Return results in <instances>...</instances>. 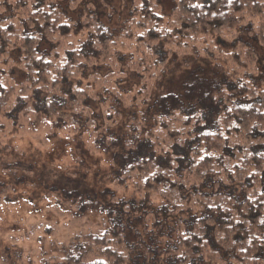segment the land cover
<instances>
[{"label": "trees", "instance_id": "obj_1", "mask_svg": "<svg viewBox=\"0 0 264 264\" xmlns=\"http://www.w3.org/2000/svg\"><path fill=\"white\" fill-rule=\"evenodd\" d=\"M172 1L164 16L157 0H131L128 26L114 37L95 16L73 20L61 10L85 0H0V128L16 111L32 133L43 125L88 133L92 151L110 158V184L132 192L123 200L106 189L103 201L74 193L78 209L99 211L106 229L75 237L46 264H134L143 248L129 243L124 216L142 213L172 222L162 264H264V87L255 83L264 63L240 37L264 51V0ZM123 41L142 80H159L173 53L196 48L218 72L208 79L197 68L180 95L155 101L149 86L124 92V81H112ZM101 62L110 65L104 76L88 71ZM14 68L23 82L11 78ZM124 115L116 137L111 128ZM155 200L157 215L140 210Z\"/></svg>", "mask_w": 264, "mask_h": 264}, {"label": "rangeland", "instance_id": "obj_2", "mask_svg": "<svg viewBox=\"0 0 264 264\" xmlns=\"http://www.w3.org/2000/svg\"><path fill=\"white\" fill-rule=\"evenodd\" d=\"M157 4L164 16L173 8L172 0H157ZM130 6L131 0H85L75 11L63 5L61 10L73 20L86 14L95 16L108 33L116 37L124 34L128 26ZM224 35L229 38L231 33ZM240 35L241 41L250 45L263 64L264 51L245 32H240ZM129 44L127 41L117 43L113 63V66H118L115 70L118 74L112 81H124L118 84L124 92H137L142 86H149L153 88L155 101L168 94L180 95L187 74L197 68L204 72L199 77L204 75L206 78L207 73L210 74L208 79L215 76L214 70L218 72L212 60L196 48L185 54L173 53L159 72H164L162 78L144 81L129 69ZM225 48L222 45V49ZM99 64L100 69L88 71H97L99 76H104L110 65L107 62ZM260 69L263 76L255 83L262 88L264 64ZM156 73L158 71H154V75ZM10 76L15 79V84L25 79L16 68ZM97 91L102 92L103 88ZM88 104L95 115L101 113L96 102ZM118 111L126 114L128 110L121 107ZM126 116H122L119 125L111 128L114 136L123 135L120 125L126 122ZM20 118L16 111L7 114L5 124L0 128V264H46V259L51 256L61 258L62 247L75 237L97 235L106 229L105 219L99 211L78 209L74 193L85 201H103L100 194L106 189L123 200L130 199L132 192L130 188H117L110 184V158L92 151L88 133L78 135L46 125L37 127V132L32 133L25 129V122H19ZM98 123H101L100 118ZM153 203L151 209L140 210L156 214L161 202L155 200ZM158 216L156 224L152 216L146 219L143 213L124 216V223L128 219L130 227L129 243L143 248H135L132 254L134 264H162L165 235L172 222ZM136 233L140 234L139 238Z\"/></svg>", "mask_w": 264, "mask_h": 264}]
</instances>
